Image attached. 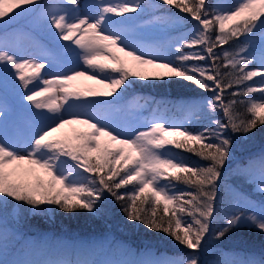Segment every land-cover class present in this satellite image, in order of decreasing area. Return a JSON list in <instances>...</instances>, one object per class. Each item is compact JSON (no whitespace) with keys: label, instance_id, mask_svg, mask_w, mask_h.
Returning a JSON list of instances; mask_svg holds the SVG:
<instances>
[{"label":"snow or ice","instance_id":"snow-or-ice-1","mask_svg":"<svg viewBox=\"0 0 264 264\" xmlns=\"http://www.w3.org/2000/svg\"><path fill=\"white\" fill-rule=\"evenodd\" d=\"M161 2L188 14V18L196 22L189 35L178 42L175 60H165L161 55L149 54L130 45L125 33L119 29L120 22L113 17L141 9L139 0L120 3L100 0L92 6L94 11L83 14L79 0H62L57 10L46 11L49 26L56 30L59 39L78 47L76 56L82 61L80 68L51 74V79L45 78L48 73L41 75L46 64L40 59L19 56L0 41V64L14 70V76L26 90L24 98L37 109H47L51 120L29 138L23 151L14 143L0 139V207L15 201L34 211H43V206L47 205L66 213L99 214L105 207L106 195H110L122 202L121 211L127 221L162 232L191 250L186 256L166 264H201L200 253L207 244L206 236L215 213L218 181L233 154V138L229 133L247 136L258 126H264V55L258 66L252 68L249 65L253 59L246 55L256 32L262 34L264 46V0H235L230 4H209L206 0ZM40 4L41 0H0V20L4 17L16 20ZM14 11L15 15L10 16ZM181 18L177 16V19ZM242 36L245 39L239 48L224 49V45L239 41ZM198 46H202L201 51L194 50ZM217 48L221 49L219 53L215 51ZM105 58L112 63L104 62ZM126 58L135 62L133 68L128 67ZM192 60L208 63L189 64ZM149 66L167 69V72L149 75ZM221 67L230 71L222 72ZM79 77L94 80L109 91L80 90L74 83ZM134 77L144 81L182 78L212 92L213 95L205 98L203 103V110L209 114V124L193 130L160 119L152 121L146 129L125 135L114 124L93 114L98 105L109 102L89 97L123 95L132 83L130 78ZM256 77H259L258 81L254 80ZM232 89L233 99L225 103L224 94ZM46 93L51 95L45 96ZM254 93L259 96H252ZM237 104L245 105V115L237 111ZM217 110L224 119L215 115ZM190 114L195 120L201 115V106H191ZM4 115V109L0 107V116ZM76 124L86 127L73 128L70 133L52 138L65 125ZM173 149L192 153L208 163L190 164ZM69 159L75 163L69 165ZM245 171L249 174L258 171V188L264 193V155L246 165ZM180 184L185 188L180 189ZM129 185L132 186L130 189L127 188ZM122 188L126 191L121 192ZM161 205L163 211L158 215ZM242 227L264 234V207L257 213L237 205L214 233L215 238L222 239L231 230ZM12 264L133 262L17 260ZM134 264L159 262L145 260ZM242 264H264V257Z\"/></svg>","mask_w":264,"mask_h":264},{"label":"trees","instance_id":"trees-1","mask_svg":"<svg viewBox=\"0 0 264 264\" xmlns=\"http://www.w3.org/2000/svg\"><path fill=\"white\" fill-rule=\"evenodd\" d=\"M45 1L46 0H41V4ZM47 2L53 3L57 10V6L62 3V0H58V2L47 0ZM121 2H123V0ZM151 2L152 3L146 2L147 10L145 9V11H142L140 15L135 17V20H147L155 17L159 19L158 22H162L163 17H165L167 13L173 14L176 17H182L179 20L184 25L183 28L185 29L178 28L171 31V34H179V36L183 35L182 38L189 35L196 22L188 18V14L180 13L178 9L163 4L160 1L151 0ZM206 2L209 4H215L216 0H206ZM234 2L235 0L229 1V3ZM35 10L38 11V8ZM130 15L131 13H125L124 16L114 17H120L119 20L122 22L125 20L129 22L132 20L134 21V18L128 20ZM38 16H41L39 22L42 23V13L38 12ZM20 19L21 18L18 17L16 20H9L10 22L0 26V41L5 42L8 47V43L10 42H17L16 44H19L21 40L28 42L32 41V43L35 44H45L49 46L51 50L58 52L61 51V48L63 47L61 41L55 39L53 31L51 32L48 29V25L44 24L42 27L39 25L35 26L32 31L34 33L33 38H29L20 34L18 31V26H24L22 23L24 20ZM213 35H215V33ZM229 45L230 44H227L223 47L228 48ZM257 46L260 47V45ZM215 51L219 53L221 49L217 48ZM169 53H171V51H169ZM222 68L223 67H221V71L225 72V69ZM5 75L7 76L8 74ZM258 80L259 78L256 77L255 81ZM147 83L148 82L138 81L136 84L132 85V87L128 88V91L122 96L105 99L100 98L97 100L108 101L115 105L127 104L133 99L142 100L149 103L151 109L155 105L169 104L172 106V103L175 102L174 111H176V108L178 109L180 107L189 108L190 106H185L187 103L190 104L189 100L200 99L199 105L201 106V115L197 116L196 120H198L199 117L205 115V111L203 110L204 99L213 95L212 92L202 90L194 83L182 78L174 77L171 79H165L164 81L159 80L156 82H150V84ZM249 83L252 82L250 81ZM84 89L86 90L87 88ZM233 90L234 89L227 90L225 92V103H227L228 100L233 99L230 95V92ZM236 99L242 98L236 97ZM235 107L242 115L246 114L245 105L237 104ZM184 108H182L183 111ZM81 110L83 111L84 109ZM181 113L182 112L179 114ZM196 120L193 123H189L188 128L199 130L208 124V120L206 119H202L203 122L199 124L198 122L196 123ZM236 135L241 136V134ZM253 136L255 137V140H253V138L250 140L251 145L253 144L252 148L245 151L243 158L238 161L237 164L234 162L226 169V171H229L230 173L239 171L243 178L239 180L235 178L232 182L235 185V193H230L228 191L231 184V178L225 181L221 187V193L218 192L216 200L218 213L217 215L215 214L216 212L214 213V229H217L218 226L221 227L224 224L225 221L222 219L226 218L225 213L229 214V208H231L232 204L238 200H240L238 203H241V208L245 206V202H248L250 206L247 207V209L257 213H259L261 208L264 207V193L251 187L253 177L250 176L249 172L245 171L246 165L255 162L258 157L264 155V126H258L254 130ZM173 151L178 153L182 158L187 159L190 164L206 165V163H208L192 153L180 149H173ZM68 164L71 165L73 162L69 161ZM85 175L89 174L85 173ZM178 187L180 189L185 188L183 184L178 185ZM127 188L130 189V185L127 186ZM120 191L124 192L126 189L122 188ZM224 199L227 201L225 202ZM8 203H12V201H9ZM139 203L140 202L137 201L138 205ZM121 204L122 202L116 201L114 197L106 195L104 199L105 207L99 214H92L86 211L66 213L60 211L56 206L47 205L46 207H43L45 209L43 211L26 209L25 211H30L23 216L21 214L20 216L22 217L18 214L9 215L6 212L4 217H0L4 222L2 225L3 235L0 236V264H3L4 261H7L8 264H12L13 261H17L15 255L22 254L26 250L30 252L31 258L29 260L34 261H44L49 256L58 257L60 255L68 256L69 261L96 259L87 256L82 257L80 255H74L76 253L66 255L59 250H56V253H53L54 249L51 248V243L58 241V238L61 237H67L78 242L88 239L91 236L109 237L114 242L124 243L134 248L136 253L141 250H146V252L147 250H150L154 252L151 256L148 255V257L144 258L148 261H153L155 260L154 256L161 257L155 261L159 262V264H166L168 261L186 256L187 253L191 251L176 242L172 237L162 232L152 231L138 222L133 223L127 221L124 212L121 211ZM162 211L163 206L161 205L158 209V215L162 214ZM178 215L182 214L178 213ZM184 219L188 220L189 218L184 217ZM42 235L46 236L44 240L41 238ZM29 236H32L35 240L30 246L26 244V239ZM207 245L212 248L214 252L210 255H205L206 264H242V262L246 260H259L264 257V234L251 228L242 227L240 228V231L236 233L231 230L224 238L215 243H207Z\"/></svg>","mask_w":264,"mask_h":264},{"label":"rangeland","instance_id":"rangeland-1","mask_svg":"<svg viewBox=\"0 0 264 264\" xmlns=\"http://www.w3.org/2000/svg\"><path fill=\"white\" fill-rule=\"evenodd\" d=\"M51 1L56 2L57 0H51ZM80 1L81 0H79V2ZM99 1L100 0H87L86 5L88 7H84L85 11L86 12L94 11V8L92 6L100 3ZM121 1L122 0H107V2H111V3H120ZM156 1L161 2V0H156ZM139 2L142 4V8L137 9V11L135 12H132L130 15V18L128 19V20H131L132 18H134V21L133 20L130 22L127 20L124 21V23L126 22L129 24V26L124 28V29H127L126 31H124L127 37V42L130 45H133L136 48L146 53H149V54L154 53L157 55H161L162 57H164L165 60L167 59L175 60V53L179 46L178 42L183 39L182 38L183 35L179 36V34L178 35L171 34V31H174L178 28L185 29L183 28L184 25L180 22L179 19H177L175 15L169 14L167 12H166L167 14L165 15V17H163L162 22L161 21L158 22L159 20L158 18H153V20H142V21H138V19L135 20V17L140 15L142 11H145L146 4H147L146 2L152 3L151 0H139ZM190 3H191V0H190ZM216 3L230 4L229 0H216ZM55 10H56L55 5L51 2H47L46 0L44 3L40 5V7H38V11L36 10L29 11L25 15L19 17L24 20L22 22L24 26H18V31L20 32V34H23L29 38H33L34 33L32 31L34 30L35 26L39 25L42 27L44 24L48 25V29L51 32L53 31L55 35V39L61 41V44L63 46L61 50L63 51V53L69 54V57H70L69 59L71 60V62L66 61L60 64L54 63L55 61L53 62V58L55 57V55L53 54V52L48 51L45 45L42 43L39 45L40 48L39 47L37 48L38 50H35L34 49L35 47H33L32 45H28L30 41L28 42V41L21 40L19 44H16L17 42L8 43L9 49L12 51H15L19 56H23L25 58H38L40 59L41 62H44L46 64V67L45 69L41 70V75H45V73H48L49 75L45 76V78H48V79L52 78L51 74L70 71L73 68H80L82 66V61L80 60V58L76 56V52L79 51L78 47L72 44L70 41H63L59 39L58 36L56 35V30L50 27L49 24L47 23V20L45 18V12L55 11ZM15 11H19V9H16ZM15 11L11 12L9 15L12 16L13 14H15ZM85 11L82 9V11L80 12L81 14H83L85 13ZM38 12L42 13V17H43L42 23L39 22V20L41 19L40 18L41 16H38ZM117 19H120V17L116 18V21ZM8 22H10L9 18L4 17L3 20H0V26L5 25ZM120 22L122 23V21ZM244 39L245 38L242 36L240 37L239 41H235V40L230 41L229 47L228 48L224 47V49L233 50V49L239 48L241 42H243ZM261 39H262V34L259 32H256L255 35L252 37V42L249 45V52L246 53V55H249L254 60L253 63L249 65V68L258 66L261 56L264 55V46H262L261 44ZM148 41H152V42H148ZM161 41H162V44L158 46L157 42L160 43ZM257 45H260V47H258ZM169 49H171V53L168 54L167 51ZM194 50L201 51L202 46H198ZM113 51H115V49H113ZM185 51H189V49H185ZM117 54L120 56L124 55L123 53H120V52H117ZM106 57H107V53H106ZM126 59H127L128 67L133 68L135 66V62L132 61L131 58H126ZM104 62L112 63V61L108 60L107 58H105ZM188 63L206 65L208 61L192 60V61H189ZM222 69H225V72L230 71V69H227V68H222ZM164 72H167V69H163V68L157 69L151 66L148 67L149 75H151L152 73H164ZM5 74H8V75L6 76ZM130 79L132 80V83L130 84L128 88L132 87V85L136 84V82L138 81L148 82L147 84H150V82L159 81V80H151V79L148 81H144V80H140L135 77L130 78ZM74 83L78 85L79 88L82 90H85L84 88H92L96 90L97 92L109 91V89L105 88L104 85L97 84L96 81L94 80H87L85 77L77 78V80L74 81ZM29 87H32V85H29ZM128 88L123 92V94L128 91ZM25 92L26 90L20 85V82L19 80H17V77L14 76V70L11 69L10 67L5 69V66L3 64H0V107L4 109V113H5L4 116H0V139H6L7 141L14 143L16 146H18L21 149V151H23L26 148V146H24L23 144L28 143L29 138L32 135H34L36 131L46 126L47 124L51 123V120L48 119L50 114L47 112V109L35 108V106L32 104L31 101H28L27 99L24 98ZM48 95H51V93L45 94V96H48ZM119 96H122V95H119ZM252 96H259V93H254L252 94ZM111 97L115 98V97H118V95H113ZM111 97L97 96V97H92L89 99L97 100L100 98L105 99V98H111ZM37 99H40V97H38ZM143 105H146V103L132 102L131 104H129V109L131 111L130 112L131 114L122 109H117V108L110 107V106L98 105L97 106L98 110H95L93 114L97 115L101 119L104 116L109 117L110 120L107 119V122L112 123L114 125H121L123 127L126 124L131 125L132 126L131 129H128V130H130L131 133H133L138 129L147 128L145 124H141L140 122L137 121L139 117L143 115L144 113ZM83 111H88V109H84ZM132 115L134 116L133 119L125 118V117H129ZM155 115L156 117H158L159 119H163L164 121H166L165 119H168L166 121L167 123H173V124H183L184 123L181 119H179V117L173 116L170 118L168 115H164L161 111L160 112L156 111ZM208 115L209 114L205 111V115H202V117H199L198 120H196V123L197 122L198 124L202 123L203 122L202 119H206L208 120L207 122L209 124ZM215 115L218 118L224 119L223 114L219 110H217ZM85 127L86 126L79 125V124L65 125V127L61 129L59 132L54 133L52 138H59L65 133H70L73 128H85ZM30 133L32 134L31 136H30ZM122 133H124L125 135H128L127 133L129 132L124 131ZM229 135H231L233 138V154L230 156L229 160L225 163L224 169H222L223 170L222 175H221L220 180L218 181V188H217V191L219 193H221V187L223 186L225 181L230 178H231V184L228 188V191L230 193H235V190H234L235 185L232 182L235 180V178L239 180L243 177L239 171H236L234 173L233 172L230 173L229 171H226L227 165L230 166L234 162L237 164L238 161H240L243 158L242 154L245 151L252 148L253 144L251 145L250 140L252 138L253 140H255L253 133H249L247 136L243 134L239 136V135L232 134V133H229ZM170 138H174V137H170ZM63 159H67V158H63ZM69 161L71 160L69 159L68 162ZM250 176L253 177V183L251 187L253 189L256 188L258 191H260L258 188L259 181H260V176H259L258 171L252 172ZM130 187L132 186L130 185ZM224 201L226 202L227 200L224 199ZM239 201L240 200L232 204V207L229 208L230 213L235 210L237 205L241 208V203H238ZM244 205H245L243 206L244 209H247V207L250 206L248 202H245ZM43 207H46V205ZM26 209H29V207L26 205H19L15 201H12V203L7 202L5 206L0 207V217H4L6 212L9 215L18 214L20 216L22 214L23 216L25 215V213L30 211V210L25 211ZM215 212H216L215 214L217 215L218 212L216 208V203H215ZM227 215L228 213H225V217ZM214 220H215V217H213L212 219L211 226H210L211 230L209 232V235L206 236L207 243H215L218 240H220V239H216L214 235L217 229L220 228L218 226L217 229H214L215 228ZM222 220L225 221V219H222ZM3 223L4 222L0 219V236L3 235V226H2ZM233 231L235 233L239 232L240 228L233 229ZM45 237H46L45 235H42L41 237L42 240H44ZM59 241H61V243H59L57 246L61 247L63 245L62 247H65V249H68L67 251L69 253L76 251L75 252L76 254L81 253V255H84V256L89 255L91 253L93 246L96 245V244H81L80 246L78 245L73 246L70 242L65 241L64 239H61ZM34 242L35 240L32 238V236L27 237L26 244L28 246L32 245ZM100 246H101V243H98L95 250L99 251L98 248ZM107 248H109V251H110V250H113L114 247H112L108 241H104L102 245L103 256L101 258V261L118 260V259L110 257L109 251L105 252ZM55 249L56 248L54 246L53 251H56ZM131 251H132L131 249L128 250L127 257H131ZM28 252L29 251L26 250L22 254L15 255L16 260L18 259L19 260H29L31 257H30V252L29 253ZM213 252L214 250H212V248L208 247V245L206 244L204 251L200 253L201 264H206V261L204 260L205 255H210ZM139 255L141 258H144L145 256H148L149 254L147 252H143ZM52 260H62V259L61 257L60 258L54 257L52 258Z\"/></svg>","mask_w":264,"mask_h":264}]
</instances>
